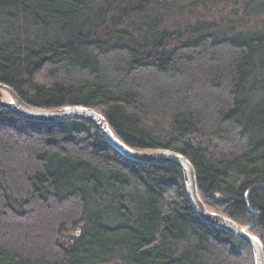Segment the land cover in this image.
<instances>
[{"label": "trees", "instance_id": "1", "mask_svg": "<svg viewBox=\"0 0 264 264\" xmlns=\"http://www.w3.org/2000/svg\"><path fill=\"white\" fill-rule=\"evenodd\" d=\"M251 1L212 21L193 13L228 0H0V83L32 107L95 109L134 150L181 154L205 206L264 247V29L245 27L264 0ZM116 259L253 264L197 217L178 168L126 160L79 120L0 110V264Z\"/></svg>", "mask_w": 264, "mask_h": 264}, {"label": "water", "instance_id": "2", "mask_svg": "<svg viewBox=\"0 0 264 264\" xmlns=\"http://www.w3.org/2000/svg\"><path fill=\"white\" fill-rule=\"evenodd\" d=\"M0 93L2 96H7V99L0 98V110L16 118L33 123L79 120L91 126L111 149L126 160L142 165L168 164L178 168L183 175L187 199L197 217L206 225L246 245L251 251L253 264H264V247L260 239L251 232L253 224L241 226L224 214L207 208L197 190L195 171L190 162L181 154L163 149L138 151L130 148L116 136L104 116L95 109L83 106H67L58 109L32 107L23 102L11 88L1 83Z\"/></svg>", "mask_w": 264, "mask_h": 264}, {"label": "rangeland", "instance_id": "3", "mask_svg": "<svg viewBox=\"0 0 264 264\" xmlns=\"http://www.w3.org/2000/svg\"><path fill=\"white\" fill-rule=\"evenodd\" d=\"M246 3L249 4L248 8H249V6L252 7V5H251L252 1L251 0H228L227 4L222 3V5L219 6V8L215 7V8L208 9V10L207 9H205V10L199 9L198 11L193 13V15L199 14L203 17L206 16V18H208L212 21H216L218 19V16L221 15L220 12H223L222 16H225L227 13L229 14V12H230L231 15L235 14V18H238V17L242 16V14H241L242 11L247 9ZM255 12L253 11V13H255ZM205 14H207V15H205ZM263 15L262 16L258 15L257 17H253V18L248 19L247 25L245 26L246 29H255V30L256 29H261V30L264 29V16ZM2 98L7 99V96L3 95ZM74 233L76 234L78 232L75 231ZM109 264H123V263L121 262V260L116 259V260H113Z\"/></svg>", "mask_w": 264, "mask_h": 264}]
</instances>
